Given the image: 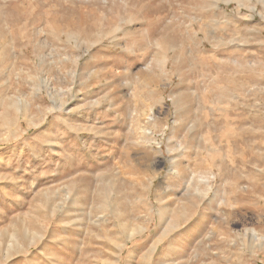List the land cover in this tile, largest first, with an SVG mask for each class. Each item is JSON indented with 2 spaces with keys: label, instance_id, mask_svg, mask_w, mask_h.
<instances>
[{
  "label": "rangeland",
  "instance_id": "1",
  "mask_svg": "<svg viewBox=\"0 0 264 264\" xmlns=\"http://www.w3.org/2000/svg\"><path fill=\"white\" fill-rule=\"evenodd\" d=\"M0 264H264V0H0Z\"/></svg>",
  "mask_w": 264,
  "mask_h": 264
},
{
  "label": "bare ground",
  "instance_id": "2",
  "mask_svg": "<svg viewBox=\"0 0 264 264\" xmlns=\"http://www.w3.org/2000/svg\"><path fill=\"white\" fill-rule=\"evenodd\" d=\"M165 67V66H164ZM56 105V104H55ZM62 107V106H61ZM55 109V108H54ZM54 111V110H53ZM155 251V250H154ZM153 259V258H152Z\"/></svg>",
  "mask_w": 264,
  "mask_h": 264
}]
</instances>
